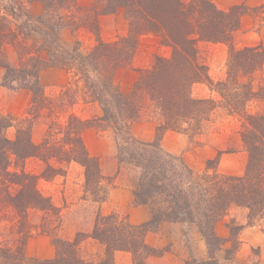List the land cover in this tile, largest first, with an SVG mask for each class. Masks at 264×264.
Listing matches in <instances>:
<instances>
[{
    "label": "trees",
    "instance_id": "trees-1",
    "mask_svg": "<svg viewBox=\"0 0 264 264\" xmlns=\"http://www.w3.org/2000/svg\"><path fill=\"white\" fill-rule=\"evenodd\" d=\"M39 1L44 8L43 19L39 20H44V14L53 8L63 14L57 16L51 26L48 24L53 32L44 34L40 49L48 55L45 57L39 52V55L32 56L28 55L30 52L26 48L23 49V54L29 56L30 67L26 72L23 66L16 68L1 61L0 65L5 69L3 85L10 86V81L19 80L21 86L32 92L31 102L36 104L35 110L41 109L46 100L38 82L41 69L72 66L74 62L89 63L102 74V88L96 93V99L102 105V115L92 121L68 115L66 123L59 127L61 138L56 143L47 139L34 142L30 125L22 124L16 126L15 136L10 139L4 130L11 126V119L0 115V211L10 207L17 216L16 230L11 228L8 232L10 238L5 239L9 241L2 245L0 239V262L114 264L116 251H128L136 263L138 254L144 258L160 255L146 243L145 236L160 222L169 221L194 224L208 247L211 259L208 264H218L213 252L225 241L216 235L215 226L229 208L234 205L246 208L248 223L264 215V107L249 109L255 101L264 102V83L259 81L260 84L255 85L256 74L264 64V49L260 46L236 48L232 41L245 6L233 5L224 11L210 0H96L91 7L80 6L77 0ZM66 9H69V15L65 13ZM117 9L125 12L129 34L105 42L99 38V16ZM62 24L73 31L84 28L93 32L96 45L88 54L80 53L76 47H61L55 32ZM145 33L163 37V42L172 49L171 56H155L150 68L138 70L130 91L123 93L114 83L116 72L131 63L137 37ZM200 42H220L228 46L225 79L215 84L219 100L192 95L194 83L210 81L204 66L197 60ZM3 54L2 48L1 56ZM145 102L156 103L162 116L156 128V138L148 142L129 137V126L139 117ZM216 107H222L242 120L239 133L247 152L242 175L221 174L215 170L194 171L180 157L160 145V135L166 130L201 131ZM101 121L111 123L126 135V146L122 147L118 158L138 170L132 189L133 202L149 204L151 218L134 224L127 216L98 213L91 234L78 231L72 239L53 235V258L27 255L26 242L33 232L50 235L59 228L61 218L51 200L37 188V176L27 173L19 163L29 157L39 158L45 164L41 177L50 179L62 169L53 166L52 159L58 164L76 162L84 168L85 192L97 202L104 201L108 190L101 187L106 179L100 161L90 156L82 138L86 128ZM11 166L14 169L10 170ZM30 211L34 219L39 216L38 224L29 220ZM89 239L100 247L98 254L88 255L83 250V243Z\"/></svg>",
    "mask_w": 264,
    "mask_h": 264
},
{
    "label": "rangeland",
    "instance_id": "rangeland-1",
    "mask_svg": "<svg viewBox=\"0 0 264 264\" xmlns=\"http://www.w3.org/2000/svg\"><path fill=\"white\" fill-rule=\"evenodd\" d=\"M210 1L224 11L233 5H244L242 11L245 12L240 16L239 28L232 35L233 44L236 48L260 46L264 49V0ZM94 2L97 3L96 0H77V3L84 7H91ZM67 10L69 9L64 11L69 15L70 11ZM43 11V4L39 0H0V63L3 61L16 68L23 66L26 72L30 67L29 61L27 62L28 55L35 56L40 52L47 57L46 51L40 49L44 34L53 32L49 25L57 21V16L63 14L59 9L53 8L44 14V20H39ZM65 21L66 19L64 24ZM61 26L54 31L61 47H76L80 53L88 54L96 45L93 32L84 28L73 31L67 25ZM98 27L99 38L105 42L116 41L129 34V21L123 9L100 15ZM197 46V60L204 66L210 81L194 83L192 95L196 98L219 100L215 84L225 79L228 46L220 42H200ZM2 48L4 54L1 56ZM25 48L30 52L28 55L23 54ZM171 53V47L163 42V37L159 34L139 35L131 63L118 69L114 83L121 92L128 93L136 81L138 70L150 68L155 56L168 58ZM4 72L5 69L0 65V115L11 119V126L4 130L10 139L15 136L16 126L22 124L30 125L34 142L47 139L56 143L61 138L59 127L66 123L68 115L74 114L90 121L102 115V105L96 99V93L102 88V74L89 63L74 62L72 66H47L41 69L38 82L46 100L45 106L37 110L36 104L31 102L32 92L21 86L19 80L10 81V86L3 85ZM259 81L264 83V64L256 74L255 85H259ZM66 88L68 90L63 95ZM263 107L264 102L259 101L249 105L251 111ZM161 120L162 116L156 103L145 102L139 117L129 126V137L144 142L154 140L157 125ZM241 123L242 120L237 115L230 114L222 107H216L210 120L198 133L166 130L160 135L159 142L165 151L180 157L194 171L215 170L221 174L242 175L247 152L240 138ZM125 136L122 130H117L107 121L90 126L82 133L90 156L99 159L106 179L101 187L108 192L102 202L91 199L85 192L84 168L76 162L58 164L52 159L50 163L62 169L50 179L41 177L45 164L39 158L29 157L19 163L27 173L37 176V188L51 200L61 218L59 228L50 235L33 232L26 242L27 255L40 259H51L49 256L52 255L53 258V235L72 239L78 231L91 234L98 213H117L120 217L127 216L129 220V214L134 212L138 205H142L149 209L151 218L149 204L133 202L132 189L138 170L123 158H118L122 147L126 146ZM12 169L13 166L10 167V170ZM137 211V218H140L143 214L140 210ZM38 217L34 219L31 212L29 220L38 224ZM16 220V211L12 208L0 211L2 245L9 241L5 239L10 238L11 233L8 232L11 228L15 229ZM250 222L248 223V210L236 205L231 206L217 222L215 233L225 241L213 252L218 264H264V247L262 248L260 243L261 239H264V215L255 217ZM145 241L158 250L156 253L159 252L162 258H157L155 254L144 258L138 254L135 263L133 255L129 252L131 264H208L211 260L204 239L191 223L162 221L146 234ZM82 247L88 255L100 252V247L92 239L84 242Z\"/></svg>",
    "mask_w": 264,
    "mask_h": 264
},
{
    "label": "crops",
    "instance_id": "crops-1",
    "mask_svg": "<svg viewBox=\"0 0 264 264\" xmlns=\"http://www.w3.org/2000/svg\"><path fill=\"white\" fill-rule=\"evenodd\" d=\"M137 210H140L141 211V214H143V215L140 216V218H137V212H138ZM149 217H150V211H149V209H146L142 205H138L135 208V211L134 212H131L129 214V221L132 222V223H134V224H138V223H141L143 221L148 220ZM248 227L251 228V227H254V226H248ZM257 237H258V235H257ZM260 243H261V246L263 248L264 247V239H261ZM51 256H49V258H52ZM156 257L157 258H160V257L162 258V255H158ZM131 263H132V261H131V256H130V253L129 252H126V251H116L114 253V264H131Z\"/></svg>",
    "mask_w": 264,
    "mask_h": 264
}]
</instances>
